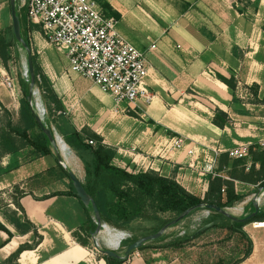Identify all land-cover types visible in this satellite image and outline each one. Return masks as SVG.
I'll use <instances>...</instances> for the list:
<instances>
[{
	"label": "crops",
	"instance_id": "0c3cea01",
	"mask_svg": "<svg viewBox=\"0 0 264 264\" xmlns=\"http://www.w3.org/2000/svg\"><path fill=\"white\" fill-rule=\"evenodd\" d=\"M96 2L105 7L102 10L118 17V33L145 53L149 67L145 85L153 99L148 104L141 101L134 105L116 104L91 81L71 73L64 58L36 30L29 35L32 52L61 103V110L49 114L50 120L46 111L43 118L63 141L74 132L84 143L92 135L101 138L104 145L116 150L113 164L119 168L129 172L154 171L162 177L174 178L196 197L209 195L213 189L211 179L225 178L224 174L206 172L209 160L250 145L251 138L264 142V131L258 132L255 125L264 116V106L251 104L248 90L255 84L260 87V94L264 91V37L258 28L264 0ZM217 75L234 77L239 104L232 103L226 85ZM6 76L0 68V129L1 107L16 120L20 99L15 89L12 96L5 86ZM217 109L230 119V125L223 129L211 122ZM175 140L182 142L179 150L172 148ZM56 148L62 154L64 167L85 177L76 153L78 160H73L62 145ZM24 153L0 158V194L12 196L15 187L23 193L19 203L42 237L35 250L20 256L19 264H105L89 239L88 246L82 247L72 236L86 220L78 200L73 196L51 197L70 191V181H57L46 175L55 166L54 158L50 157L53 163L44 158L22 162ZM17 160L20 166L6 173L5 169ZM245 186L249 187L235 183L236 193L242 195ZM7 202L10 204V200ZM239 210L237 207L230 211L236 214ZM252 211L248 209L247 215L235 216L245 217ZM205 216V210H199L184 219L189 225L185 230L198 220L205 223ZM0 222L14 235L0 249V260H5L20 244L30 243L31 234L17 236L1 217ZM103 227L102 241L118 250L128 234L105 223ZM243 232L252 242V253L241 264H264V228L254 229L248 224ZM6 238L0 232V243ZM17 238L28 240L22 242ZM110 238L116 248L108 244ZM151 258L153 261L148 263L144 253L133 252L127 264H185L183 259L173 257L170 249L152 253Z\"/></svg>",
	"mask_w": 264,
	"mask_h": 264
},
{
	"label": "trees",
	"instance_id": "16d2710c",
	"mask_svg": "<svg viewBox=\"0 0 264 264\" xmlns=\"http://www.w3.org/2000/svg\"><path fill=\"white\" fill-rule=\"evenodd\" d=\"M102 9H105V7L102 6ZM104 14L108 17L118 18L116 15H111L106 11H104ZM20 18L23 36L31 51V59L40 97L44 102L48 114L53 110L59 111L61 110V103L52 90L48 79L43 75L37 63V56L32 52L30 45V33L36 30L40 31V28L37 25L28 23L23 14H20ZM14 52L16 50L11 27L6 30H0V67L7 73H9V63L13 58ZM16 72L20 88L18 116L16 120L13 119L12 115L1 107L3 127L0 129V158L5 155H17L20 152H25L22 156V162L53 157L51 148L37 126L32 108L27 100V73L25 77H21L20 71ZM217 79L226 85L232 97V103L239 104L240 101L236 97L237 84L234 77L227 79L217 75ZM248 90L252 96L250 103L264 106V91L260 94V87L255 84L249 87ZM129 114L134 116L132 113ZM44 121L47 120L44 119ZM211 122L219 129L230 125L228 115L218 109L214 111ZM47 123L49 124V121ZM89 141H92L94 144L89 145L88 143H84L80 135L75 132L64 140L76 153L84 166V188L94 200L102 221L112 228L121 231H124V228L134 221L142 220L158 223L159 228L155 231L157 233L162 227L191 208L205 204L215 205L222 209L232 207L245 199L244 195L236 193L235 183L245 184L256 188V190L259 188L264 189V143L251 144L247 157L242 159H232L227 152L222 153L216 160L214 172L216 174H224L225 178L211 179L213 183L212 192L203 198H199L187 192L174 178L162 177L154 171L129 172L127 169L115 166L113 164L114 159L117 157L115 149L104 145L102 139L95 135L89 136ZM19 166L20 163L17 160L15 163L9 165L5 169V172L15 170ZM46 175L57 181L62 179L69 181L67 173L56 161L55 166L46 171ZM13 193L14 195L10 196L9 199L10 204L3 199L0 200V217L5 224L13 229L17 236L23 237L31 234V239L30 243L20 244L5 260H0V264H19L20 256L26 251L35 250L42 240V237L38 234L37 227L26 217L19 203V200L23 197V193L17 187L14 188ZM60 196H73L77 199L71 183L69 192L51 195V197ZM78 202L86 214V220L76 232L72 233V236L78 244L86 247L88 246V239H90L89 233L94 231L95 226L81 202L79 200ZM217 219L221 220L219 225L204 232H194L185 242L197 240L212 230L225 231L234 240L235 246L232 254L236 257L218 256L214 258L211 264L243 263L252 253V242L243 232V228L248 224L264 221V208H261L257 215L243 223H230L228 219L212 212L211 219L206 224ZM0 232L7 236L0 243L1 249L10 242L14 235L1 222ZM81 234L84 238L81 237ZM163 238L159 240L163 241ZM181 240L171 242L163 248L176 249L185 243ZM125 244L126 240L120 242L119 246L125 247ZM147 248L142 247L135 252L143 253ZM100 257L105 261V264H127L129 259V257L124 260L107 258L102 255Z\"/></svg>",
	"mask_w": 264,
	"mask_h": 264
},
{
	"label": "built area",
	"instance_id": "2783aa9c",
	"mask_svg": "<svg viewBox=\"0 0 264 264\" xmlns=\"http://www.w3.org/2000/svg\"><path fill=\"white\" fill-rule=\"evenodd\" d=\"M17 11L28 23L39 26L45 42L64 58L71 73L91 81L116 104H148L153 99L145 85L149 68L145 53L118 33V20L105 16L96 0H20ZM4 84L15 96L8 77ZM249 146H239L227 153L232 159H242L247 157ZM181 147L180 140L173 141V149ZM215 169L216 159L209 160L206 172L213 174ZM205 212L207 220L211 212ZM203 225L198 220L189 230L181 231L179 237L197 232ZM251 226L264 228V221Z\"/></svg>",
	"mask_w": 264,
	"mask_h": 264
},
{
	"label": "water",
	"instance_id": "95a60500",
	"mask_svg": "<svg viewBox=\"0 0 264 264\" xmlns=\"http://www.w3.org/2000/svg\"><path fill=\"white\" fill-rule=\"evenodd\" d=\"M20 0H9V9H10V16H11V29H12V36L13 41L16 50L21 51L25 56V69L27 73V80H28V95L27 100L30 103V106L32 108V113L34 114L35 121L37 126L39 127L41 133L43 134L44 138L47 140L54 160L57 162L58 165H60L63 170L67 173L69 177V181L71 183V186L74 190V193L77 197V199L81 202L83 207L85 208L86 212L89 214L91 220L94 223L95 229L94 231H91L90 238L92 240V245L94 250L102 256H105L107 258H114V259H127L129 255L138 249L142 247H147L151 243L156 242L157 240L164 237L167 230L170 228L176 226L178 223L183 221L184 219L188 218L192 213H194L196 210H206L209 212H214L221 217H224L230 221V223H243L250 218L257 215L262 208V199L261 196L264 194V189L259 188L256 193L252 196L250 199V205H252L253 211L248 216L245 217H236L233 213L229 211L228 208L222 209L215 205H202L199 207L191 208L181 215H179L177 218H175L173 221L165 225L162 229H160L157 233L144 236L141 238L136 239L131 244L128 245V241L131 239V235L129 233H126L124 231L118 230L113 228L114 230L128 234V237L126 238V244L125 248L123 250H115L111 249L106 246L105 249H102L99 246L98 240L99 237L104 232V222L101 219L100 213L97 209V206L92 199V197L86 192L84 185H85V177L78 176L76 172H70L68 171L64 165L62 164V154L55 153L53 151L54 148L57 146L60 147V145L63 146L64 150L67 152V155L70 156L73 160H78L73 150L70 149V147L58 136V134L55 132V130L47 123V121H44L43 119V112L46 111L43 101L40 97V93L37 87L36 78L34 74L32 59H31V51L25 41V38L23 36L22 32V24H21V18L18 13V5ZM33 97H37L38 104L37 108L38 111L36 112V108L32 105L31 99ZM198 210V211H199ZM221 222L220 219L214 220L208 224H205L202 226L197 233L204 232L214 226L219 225ZM122 252V253H121Z\"/></svg>",
	"mask_w": 264,
	"mask_h": 264
},
{
	"label": "rangeland",
	"instance_id": "374dc122",
	"mask_svg": "<svg viewBox=\"0 0 264 264\" xmlns=\"http://www.w3.org/2000/svg\"><path fill=\"white\" fill-rule=\"evenodd\" d=\"M9 27H11L9 0H0V30H6ZM259 27L263 31V37H264V11H263V15L260 17V21L258 22V28ZM18 66H19V70H18ZM3 71L5 70L3 69ZM16 71H20L21 77L23 76L25 77L26 74L25 56L21 51L18 50L14 52L13 58L9 63V73H7L6 71L5 73L7 74L6 77H8L11 80L12 85L16 90V94L20 95V88L17 82L18 76L16 75L17 74ZM37 111L38 110H36V112ZM46 114H47V118L49 119V114L47 112V109H46ZM255 125L256 128H258L259 130L258 132L264 131V116H262V118H260V120H258V122H256ZM258 139L259 138H254V139L251 138L248 141L250 142V145L253 143H264V142H260ZM44 160L48 161L49 163H53V160L50 157H45ZM78 171H80V169H78ZM256 191H257L256 188L251 186L243 187L241 189V193L242 195L245 196V199L242 202L235 204L232 207H229L228 209L233 211L234 208L238 207L240 208V210L236 212V214L234 215L237 214L240 216L247 215L246 213L248 212V209H253L252 205H250V199L256 193ZM9 195L10 194L6 193L5 196L3 197L0 194V200L3 199L7 202L10 199ZM261 199L263 200L264 203V194L261 196ZM263 208L264 206H262V209ZM211 216H212V212H211ZM209 219H211V217H209L205 223H207ZM187 223L188 221L186 223H184V220L181 221L176 226L167 230L166 234L164 235L163 241L159 240L147 246L148 248L143 251L145 255V259L148 262L153 261L151 258L152 253L155 254L156 252L162 251L163 249L165 250V248L163 247L171 242L179 241L181 239H182L181 241L185 242L188 238H190L191 235L194 234L193 232H189L184 237L177 236L180 231L188 229L189 225ZM158 226H159L158 223L155 222H147L142 220L134 221L129 226L124 228L125 229L124 232L129 233L131 235V239L128 241V245L131 244L133 241H135V239L155 234V231L159 228ZM112 238L114 239V237ZM27 240L25 238H22L21 240L17 238V241L25 242ZM89 241H90L89 242L90 246L93 248L91 238L89 239ZM98 243L102 249H105V244L102 241L101 237H99ZM234 246H235L234 240L231 238L229 233L222 230L219 231L212 230L206 233L205 235L199 237L197 240L194 241L189 240L188 242H185L181 246L177 247L176 249H170V251L173 257H178L180 259H183L184 260L183 262L185 264H211L214 261V258L218 256L225 255L228 258L233 257L234 255L232 254V250H234ZM124 248L125 247H122L121 245L119 246L118 250H123Z\"/></svg>",
	"mask_w": 264,
	"mask_h": 264
},
{
	"label": "bare ground",
	"instance_id": "6f19581e",
	"mask_svg": "<svg viewBox=\"0 0 264 264\" xmlns=\"http://www.w3.org/2000/svg\"><path fill=\"white\" fill-rule=\"evenodd\" d=\"M34 98H35V100H37L36 97H33V98L31 99V102L33 103V106L36 108V110H38V108H37L38 101H37V104H36V101L33 102V101H34ZM43 113H44V112H43ZM43 119H45V118H43ZM53 151H54L55 153H58L57 148H54ZM262 195H263V194H262ZM229 211H230V210H229ZM230 212H231V211H230ZM110 239H111V238H110ZM108 244H109L110 246L114 247V248H116V246H117V244L115 243V241H114L113 239L109 240Z\"/></svg>",
	"mask_w": 264,
	"mask_h": 264
}]
</instances>
